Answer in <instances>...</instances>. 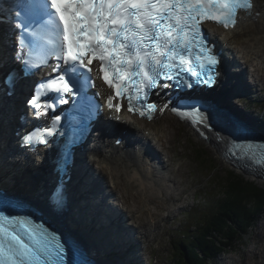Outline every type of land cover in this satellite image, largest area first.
I'll use <instances>...</instances> for the list:
<instances>
[{"label": "snow or ice", "instance_id": "snow-or-ice-1", "mask_svg": "<svg viewBox=\"0 0 264 264\" xmlns=\"http://www.w3.org/2000/svg\"><path fill=\"white\" fill-rule=\"evenodd\" d=\"M7 11L0 25L13 32L15 50L11 58L0 55V69L10 62L19 67L7 71L0 81L4 95H15L16 84L35 75L36 69H51L22 101L35 119L50 120L45 128L20 137L21 147L29 151L50 146L53 128L62 124V115L54 114L59 106L71 103L79 110L84 105L91 77L80 69L91 71L93 61L99 62L101 79L114 93L106 99L108 120L122 122L120 101L124 100L126 111L132 115L152 121L157 111L163 114L168 110L189 121L204 136L201 129L212 131L213 105L189 96H178L174 102L161 93L172 88L211 89L219 82L224 58H231V53L216 48L204 31L205 22L222 27L224 46L231 41V47L244 56L240 44L247 41L240 40L245 34L240 27L241 16L253 24L261 16L255 0H14ZM251 71L257 72L255 64ZM153 93L162 102L150 100ZM99 114V105H94L82 135L65 144L56 159L58 172L68 173L75 147L83 142V133L90 132L91 121ZM235 131L233 137L217 134V138L226 140L231 155L257 169L264 178V140L250 137L246 126L239 125ZM96 166L113 178L108 162L96 159ZM51 202L55 210L63 209L66 200L62 187ZM8 204L6 194L0 192V205ZM0 264L92 262L73 241L38 222L34 214L0 211Z\"/></svg>", "mask_w": 264, "mask_h": 264}, {"label": "rangeland", "instance_id": "rangeland-1", "mask_svg": "<svg viewBox=\"0 0 264 264\" xmlns=\"http://www.w3.org/2000/svg\"><path fill=\"white\" fill-rule=\"evenodd\" d=\"M259 46L261 49L264 47V41ZM263 46V47H262ZM264 49L261 54L264 61ZM263 53V54H262ZM257 64V63H254ZM256 67V73L248 68L250 74H255V78L261 84V99L264 98V64L259 62ZM259 70V71H258ZM249 82L253 80L252 77L248 78ZM253 110L260 117L264 118V108H254ZM161 124L167 125L169 132H172V140L166 143L165 152L167 153L169 164V170L179 180V183L174 182V188L178 186V192L176 195L174 192L172 200L162 193L158 198L148 200L146 196L144 198L147 207L155 213L154 220L145 217L146 222L141 232L149 240L151 251V263L150 264H171L173 263L175 256V250L169 240L172 235V231H176L183 228L186 222L189 220L188 213L196 208L197 205L202 206L204 199L215 200L221 196L222 185L226 180L229 171H234L240 174L237 170H231L228 166L222 163L217 155L207 146L197 141L191 136L187 130L173 119L164 117ZM169 137V136H168ZM169 153H168V152ZM171 157V158H170ZM237 171V172H236ZM247 179L252 180L247 177ZM260 186L264 187V181L256 182ZM175 191V190H174ZM177 191V190H176ZM140 201L136 199V206L142 205ZM137 207V208H138ZM202 210H199L201 212ZM264 215L257 222L256 226L249 230V234L242 238L241 242L236 245L235 249H232L222 255L218 260L212 264H246L249 258L252 256L254 250H260L264 245ZM261 251V250H260ZM254 261H259V255L252 256Z\"/></svg>", "mask_w": 264, "mask_h": 264}, {"label": "bare ground", "instance_id": "bare-ground-1", "mask_svg": "<svg viewBox=\"0 0 264 264\" xmlns=\"http://www.w3.org/2000/svg\"><path fill=\"white\" fill-rule=\"evenodd\" d=\"M255 3L257 11L261 12V16L255 24L251 21H246L240 25L245 32L240 37V40L247 41V43L240 44L245 53L244 56L240 54V51L231 47V41H228L227 47L224 46L223 36L225 32L216 29L211 31L213 39H219L222 47L227 49L231 54L235 53L241 57L246 74H249L248 68H252L254 63H257L255 65H258L259 62L261 65L264 64L263 56L259 54L264 49L263 46L262 49L259 46L264 41V0H255ZM246 57L249 58L246 59ZM258 68L260 69V67ZM251 77H255V75L253 74ZM161 120H153L147 125L145 122L138 120L131 122L122 116V122H119L120 126L130 130L131 139L136 140V145L140 149L139 152L146 155L145 159L141 155L123 154L119 150L111 148L105 144L107 138L102 139V142L95 146L99 159L102 162H108L113 170V178L110 179L107 170L98 169L101 178L109 185L115 184V187L113 186V190L111 191L122 198L127 213L134 220L137 228L141 230L146 225V222H144L146 221V216H149L153 220L155 218V213L150 207H147L145 204L147 201L144 198L147 196L148 200H151L155 198V195L158 198L164 191L166 196L172 200L174 197L172 193L176 194L179 191L178 186L177 189L176 187L174 188L175 191L172 190L174 182L179 183V180L168 169L169 164L167 163L170 159H168L169 156L165 152L166 143L168 144L170 139L172 140V132H169L167 125L161 124ZM143 127L144 129H142ZM147 129L150 131L148 136L140 135L141 130L144 132ZM147 149L153 154L152 158L147 155ZM126 192L127 195H125ZM136 199L142 204L139 207L136 206ZM260 250L252 252V256L254 257L257 254L260 260L258 262L254 261L251 256L246 264H264V245L261 246Z\"/></svg>", "mask_w": 264, "mask_h": 264}, {"label": "trees", "instance_id": "trees-1", "mask_svg": "<svg viewBox=\"0 0 264 264\" xmlns=\"http://www.w3.org/2000/svg\"><path fill=\"white\" fill-rule=\"evenodd\" d=\"M203 207L198 206L174 238L176 258L171 264H212L235 249L264 215V187L229 171L221 196L206 200Z\"/></svg>", "mask_w": 264, "mask_h": 264}]
</instances>
